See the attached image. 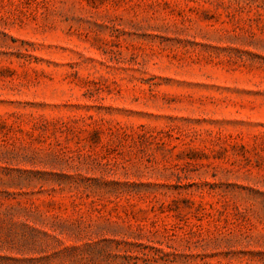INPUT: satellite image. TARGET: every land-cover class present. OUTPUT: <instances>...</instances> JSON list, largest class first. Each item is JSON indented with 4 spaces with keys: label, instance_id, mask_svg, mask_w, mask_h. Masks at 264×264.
<instances>
[{
    "label": "rangeland",
    "instance_id": "rangeland-1",
    "mask_svg": "<svg viewBox=\"0 0 264 264\" xmlns=\"http://www.w3.org/2000/svg\"><path fill=\"white\" fill-rule=\"evenodd\" d=\"M0 264H264V0H0Z\"/></svg>",
    "mask_w": 264,
    "mask_h": 264
}]
</instances>
